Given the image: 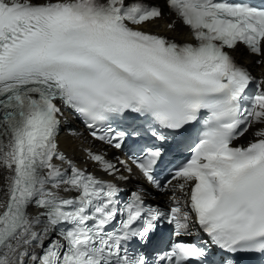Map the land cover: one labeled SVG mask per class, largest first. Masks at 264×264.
Masks as SVG:
<instances>
[{"label":"snow or ice","instance_id":"obj_1","mask_svg":"<svg viewBox=\"0 0 264 264\" xmlns=\"http://www.w3.org/2000/svg\"><path fill=\"white\" fill-rule=\"evenodd\" d=\"M0 264H264V0H0Z\"/></svg>","mask_w":264,"mask_h":264},{"label":"bare ground","instance_id":"obj_2","mask_svg":"<svg viewBox=\"0 0 264 264\" xmlns=\"http://www.w3.org/2000/svg\"><path fill=\"white\" fill-rule=\"evenodd\" d=\"M161 26H162V28L164 27V22H161ZM238 56H239V54H238ZM62 143H65L66 144V142H63V141H62Z\"/></svg>","mask_w":264,"mask_h":264}]
</instances>
